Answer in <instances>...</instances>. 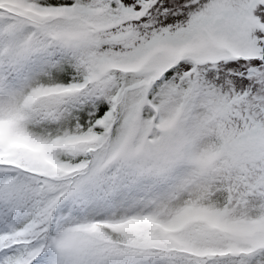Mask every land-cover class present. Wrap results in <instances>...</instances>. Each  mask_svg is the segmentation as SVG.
Segmentation results:
<instances>
[{
  "label": "snow or ice",
  "instance_id": "6c2138e0",
  "mask_svg": "<svg viewBox=\"0 0 264 264\" xmlns=\"http://www.w3.org/2000/svg\"><path fill=\"white\" fill-rule=\"evenodd\" d=\"M0 264H264V0H0Z\"/></svg>",
  "mask_w": 264,
  "mask_h": 264
}]
</instances>
